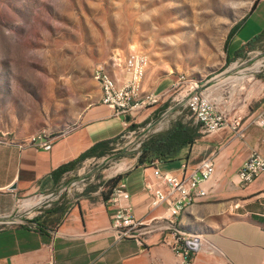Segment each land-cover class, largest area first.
I'll return each instance as SVG.
<instances>
[{
	"label": "rangeland",
	"instance_id": "obj_1",
	"mask_svg": "<svg viewBox=\"0 0 264 264\" xmlns=\"http://www.w3.org/2000/svg\"><path fill=\"white\" fill-rule=\"evenodd\" d=\"M259 1L0 0V137L24 140L50 133L56 138L72 130L98 102L94 70L122 65L135 52L149 58L145 92L161 96L159 104L132 117L130 130L111 144L108 154L84 161L68 176L61 188L71 191L63 201L31 208L39 200L31 197L20 202L17 215L45 219L48 211L68 209L79 195L108 191L107 182L138 164L150 136L179 118L196 123L180 91L171 90L173 84L184 76L189 84L207 87L221 76L230 66L233 32ZM246 51L237 62L245 80H233L231 74L215 80L227 82V102L242 106L249 104L244 98L250 71L262 66L255 75L264 72V34ZM104 70L126 76L120 67ZM51 217L49 225L58 226V215Z\"/></svg>",
	"mask_w": 264,
	"mask_h": 264
},
{
	"label": "crops",
	"instance_id": "obj_2",
	"mask_svg": "<svg viewBox=\"0 0 264 264\" xmlns=\"http://www.w3.org/2000/svg\"><path fill=\"white\" fill-rule=\"evenodd\" d=\"M263 34L264 0H260L230 43V66L219 77L231 74L229 78L233 80H245V74L237 70V62L246 55L247 46ZM261 67L250 71L253 82L244 98L247 105L227 102L223 93L227 82L215 83L219 77L208 82L206 92L227 111L230 126L226 130L214 135L201 132L193 146L175 160L136 165L124 173L122 179L127 184L134 215L149 224L153 219L168 217L165 207L151 208L148 187L157 183V169L183 176L195 172L206 158L215 163L213 178L203 186L208 196L185 204L173 229H166L168 221L156 222L155 231L142 244L117 239L111 209L99 191L77 196L64 209L62 222L56 227L49 225L34 231L23 224L27 217L22 220L17 215L21 201L59 193L73 173L55 181V170L94 145L130 130L132 120L116 117L113 109L102 105L101 92L78 126L56 136L50 148L20 150L13 144H0V264H180L174 247L183 237L202 239L203 248L193 258V264H264V173L246 188L237 185L238 171L251 152L258 149L264 155V130L253 123L264 109V72L255 75L262 73ZM253 103L254 107H250ZM235 121L239 124L236 130ZM13 186L15 190H11ZM65 195L61 194L62 201ZM38 201L30 207L47 203L48 199Z\"/></svg>",
	"mask_w": 264,
	"mask_h": 264
},
{
	"label": "built area",
	"instance_id": "obj_3",
	"mask_svg": "<svg viewBox=\"0 0 264 264\" xmlns=\"http://www.w3.org/2000/svg\"><path fill=\"white\" fill-rule=\"evenodd\" d=\"M148 66V56L135 52L126 57L122 65L114 63L110 68L97 67L93 72V78L100 86V103L113 109L116 117L130 118V120L143 110L159 104L161 96L155 92L145 93L143 87ZM115 67L122 69L126 75L124 79L117 78L115 73L114 77H103V69H114ZM206 89L203 84H189V78L183 76L173 84L171 90L180 91L181 100L194 116L196 123L201 125V132L206 135H214L226 130L230 126V122L222 104L213 100ZM253 123L264 130V109ZM132 124L133 122L131 126ZM238 126L239 124L235 121L234 129L236 130ZM237 134L242 136L239 131ZM54 140L55 138H51L50 133H43L24 140L0 137V144H13L20 150L27 148L44 150L50 148ZM156 163L158 162L154 164ZM214 173L215 163L212 158L204 159L198 169L189 175L185 173L183 176H175L170 173H162L157 169L155 171L157 183L148 187L152 197L151 208L165 207L168 217L153 219L149 224L144 220L137 219L134 215L130 204V193L127 190L126 182L122 179L113 189L107 201L111 209L112 230L117 239L133 240L142 244L155 231L154 224L162 220L169 222L167 230L173 229L182 206L208 196L209 193L203 186L211 181ZM263 173L264 155L260 150L255 149L238 171L237 185L246 188ZM70 191L71 188H64L57 194L53 193L43 198H47L48 202H57L61 200L62 193ZM39 198L43 199L42 196ZM33 220V217H29L23 224L29 226L31 230L37 231L39 226ZM202 248V239L186 237L177 239V245L174 247L181 259L180 264H193V258L201 252Z\"/></svg>",
	"mask_w": 264,
	"mask_h": 264
},
{
	"label": "trees",
	"instance_id": "obj_4",
	"mask_svg": "<svg viewBox=\"0 0 264 264\" xmlns=\"http://www.w3.org/2000/svg\"><path fill=\"white\" fill-rule=\"evenodd\" d=\"M239 28L240 27H238L233 34H236ZM261 37L262 35L257 37L251 43L256 42ZM200 137V124L195 123L192 120L185 121L183 118H179L175 120L168 129L150 136L149 139L143 143L137 165H153L158 161L167 162L175 160L184 149L193 146L196 140ZM117 139L118 138L98 143L83 153L78 159L55 170L52 174L55 181H60L65 174L75 171L84 161L88 159L104 157L111 150V144L116 142ZM122 178L123 176L121 175L107 182L106 185L108 186V191L102 192L106 201H108L113 189L122 180ZM65 212L66 211H64L63 207L55 209L54 211H48L45 219L41 216L34 219L33 222L38 224L39 230H45V228L49 226L48 221L54 220L50 219L52 218V214H58L56 222L60 225Z\"/></svg>",
	"mask_w": 264,
	"mask_h": 264
},
{
	"label": "bare ground",
	"instance_id": "obj_5",
	"mask_svg": "<svg viewBox=\"0 0 264 264\" xmlns=\"http://www.w3.org/2000/svg\"><path fill=\"white\" fill-rule=\"evenodd\" d=\"M103 77H113V76H111V75H109L108 73H106L105 70L103 69ZM145 93H153V92L150 91V92H145ZM51 138H53V137H51ZM38 202H40V201H38ZM38 202H37V203H34V204L37 205ZM27 204H28V205H26V207H27V206H30V205L33 204V203L28 202ZM33 207H34V206H33ZM182 208H183V206H182ZM182 208H181V209H182ZM181 209H180V210H181Z\"/></svg>",
	"mask_w": 264,
	"mask_h": 264
},
{
	"label": "water",
	"instance_id": "obj_6",
	"mask_svg": "<svg viewBox=\"0 0 264 264\" xmlns=\"http://www.w3.org/2000/svg\"><path fill=\"white\" fill-rule=\"evenodd\" d=\"M15 189H16V186L11 187V190H15Z\"/></svg>",
	"mask_w": 264,
	"mask_h": 264
}]
</instances>
